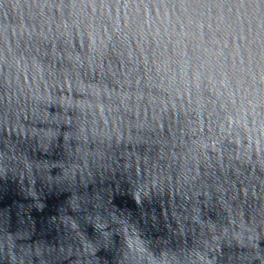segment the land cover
Segmentation results:
<instances>
[{
    "label": "water",
    "instance_id": "obj_1",
    "mask_svg": "<svg viewBox=\"0 0 264 264\" xmlns=\"http://www.w3.org/2000/svg\"><path fill=\"white\" fill-rule=\"evenodd\" d=\"M0 264H264V0H0Z\"/></svg>",
    "mask_w": 264,
    "mask_h": 264
},
{
    "label": "snow or ice",
    "instance_id": "obj_2",
    "mask_svg": "<svg viewBox=\"0 0 264 264\" xmlns=\"http://www.w3.org/2000/svg\"><path fill=\"white\" fill-rule=\"evenodd\" d=\"M99 242H100L101 246H103V239L102 238H100Z\"/></svg>",
    "mask_w": 264,
    "mask_h": 264
}]
</instances>
